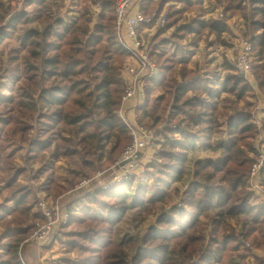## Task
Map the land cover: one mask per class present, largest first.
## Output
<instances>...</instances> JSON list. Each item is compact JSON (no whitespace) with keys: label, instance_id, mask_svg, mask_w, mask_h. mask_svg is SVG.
I'll return each mask as SVG.
<instances>
[{"label":"trees","instance_id":"16d2710c","mask_svg":"<svg viewBox=\"0 0 264 264\" xmlns=\"http://www.w3.org/2000/svg\"><path fill=\"white\" fill-rule=\"evenodd\" d=\"M17 2L0 0V79L11 85L0 89V264H23L20 244L46 220L40 201L58 199L68 220L50 242L64 248L54 264H264V200L249 180L264 101V0H212L209 16L202 0L139 2L154 17L143 31L155 27L148 48L159 73L145 80L138 118L155 137L156 160L139 180L106 187L95 176L108 177L131 142L115 114L128 55L117 40L115 0ZM210 36L223 56L237 55L239 38L251 43L255 88L227 56L220 73L192 63L185 47ZM198 149L204 155L187 180L188 154ZM59 160L70 166L62 180ZM258 181L264 187V165ZM134 208L141 223L155 220L117 241ZM21 252L28 264L24 244Z\"/></svg>","mask_w":264,"mask_h":264},{"label":"built area","instance_id":"2783aa9c","mask_svg":"<svg viewBox=\"0 0 264 264\" xmlns=\"http://www.w3.org/2000/svg\"><path fill=\"white\" fill-rule=\"evenodd\" d=\"M24 0H18L20 6ZM141 0H115V29L119 44L128 52L126 60L120 69L119 78L123 86L122 98L119 107L115 111L116 116L125 124L130 132L131 142L124 149L117 162L110 168V176L107 180L102 179V174L95 176L101 185L120 183L135 174L141 166L144 153L148 150L153 133L150 132L138 118L140 106L145 98V80L156 77L159 73V66L150 54V50L145 46L143 35L140 30H144L146 24L153 21V14L145 15L139 9ZM158 23L165 24V17L160 16ZM154 27V26H153ZM152 27V28H153ZM151 28V29H152ZM147 32V30L145 31ZM145 39V38H144ZM238 53L227 56L230 64L235 67L237 74L249 82L253 87V60L251 56L252 45L247 39L239 38L237 43ZM192 81V79H190ZM255 88V87H254ZM264 101H260L254 115V125L258 131V136L254 147L258 151L256 161L251 167L249 180L253 190H262L259 185L258 176L264 165V130L261 118L264 116ZM106 178V177H105ZM85 182L84 184H87ZM76 188V187H75ZM264 189V187H263ZM52 202V201H51ZM39 208L45 215L46 220L37 223L33 233L27 240L32 249L42 250L50 245L53 240L54 230L68 220L67 213L56 200L52 203L41 200ZM24 242L20 244L19 256L21 262L25 263L21 249ZM245 246L251 249L245 242Z\"/></svg>","mask_w":264,"mask_h":264},{"label":"rangeland","instance_id":"374dc122","mask_svg":"<svg viewBox=\"0 0 264 264\" xmlns=\"http://www.w3.org/2000/svg\"><path fill=\"white\" fill-rule=\"evenodd\" d=\"M56 3H57V0H56ZM202 6L204 8L205 14L208 15V16L211 15V13H213V14L216 13V11H217V7L212 3V0H202ZM62 13H64V11ZM235 22L236 21L233 19L231 21V24L232 25H235ZM170 31L171 30L167 31L166 35ZM143 34H147V37L145 39L144 38H141V40H143L145 46L148 47V45H149V43L151 41V38L155 34V27H153L152 29H150L147 32H145V31L142 30V33H141V30H140V35L142 36ZM211 37L212 36H210L207 39H202V40H200L195 45L192 44V45H188V46L185 47V50L189 51V53L191 55L192 63L195 64V65L198 64L200 66L201 73H203V74L206 73V70H208V69L212 70L215 67L216 60H214L213 57L210 56L211 55V50L213 48V45L212 44L211 45L208 44V42L212 40ZM3 52L5 53V57L8 58V56H7V50L4 49ZM125 60H126V57H125L122 65L124 64ZM126 62H127V60H126ZM122 65H121V67H122ZM121 67H120V69H121ZM211 67H213V68L211 69ZM20 72L21 71H19V73ZM3 76H6V75H3ZM4 81L7 83V86L8 87L11 86L10 83H8L10 81V78L9 77H5L4 80H1L0 79V89H3V90L6 89L3 86V82ZM2 93H6V92L0 90V94H2ZM154 138L155 137L153 135L152 140H151L150 145H149V148L144 153V157H143V159L141 161L140 169L135 174H133V175H135V177H137L138 180L140 179V176H143V172H146V169H145L146 166L149 165L150 163L155 162V160H156L155 157H154V154L157 151V148L155 147V144H153ZM171 150H173V149H171ZM21 154H23V152ZM202 155H204V153H202V151L200 149L196 150L194 153H189L188 154L187 167H186L187 171H186V177H185V179L189 180V176H190L189 175V169H190L191 163L194 161V159H196V158H198V157H200ZM14 161L15 162H18V163H22L23 162L21 157H19L18 159H14ZM54 167H55V177L58 178V179H61V180L63 178L62 176H65L67 170H69V168H70L68 162L67 161H63V160L57 161L54 164ZM153 168L157 170L156 167H153ZM113 169L114 168H112L111 170H109V172H107L106 174H110V172H112ZM24 176H25V174L22 175L21 179H23ZM108 177H106V178H103L102 177V179L107 180ZM45 178H46V176H43V177H41L40 180H37V181H34V182H29V184L31 186H33V187H36L43 180H45ZM1 183L2 182H0V187H2V184ZM20 183L21 184H26L22 180L20 181ZM254 191L264 200V189H263V187H262V190L256 189ZM254 191H253V196L258 199V197L255 195ZM57 201L59 202V199ZM49 202L52 203L51 201H49ZM154 220H155V217L154 216H151V218L147 222L141 223L139 221V212H138V209L134 208L132 210H129L127 212L125 218L117 226V230H116V233H115V239L117 241H123L129 235H133V234H136V233L144 230L145 229V226L148 225V224H150V223H152V221H154ZM55 244H56V247H54V250L56 252H59L61 250H64V248L60 244V241L59 240H56L55 241ZM54 250H53V252L55 253ZM42 253H43V251L42 252H31V253L27 254L26 256H27L28 264H40L39 262H40V259L42 257ZM50 253L51 252H49V254ZM72 255L74 256V254H72ZM52 259L54 260V258H50L48 260H52Z\"/></svg>","mask_w":264,"mask_h":264},{"label":"crops","instance_id":"0c3cea01","mask_svg":"<svg viewBox=\"0 0 264 264\" xmlns=\"http://www.w3.org/2000/svg\"><path fill=\"white\" fill-rule=\"evenodd\" d=\"M58 1V0H57ZM65 2H67V1H65ZM69 4H70V2H69ZM71 8V10H72V7H70ZM213 38H214V36H212L211 37V39L213 40ZM232 52H227V53H225V55L223 56L222 55V50H221V47H219L218 46V44H214L213 45V48H212V50H211V57H213V59L214 60H216V62H215V69L213 68V67H211V69L213 68L214 70H216L217 69V72L218 73H220L221 72V66H219L220 65V63H221V61H223L224 60V57H226V56H229L230 54H231ZM208 70H210V69H208ZM211 71H213V70H211ZM20 156H19V154H16L15 155V159H18ZM21 177H22V175L19 177V180L21 181H24V178L23 179H21ZM33 182V181H32ZM69 192H71V193H73L71 190L69 191ZM40 194H45V195H49L48 193H46V192H41ZM50 198H52L51 196H49ZM0 201H1V197H0ZM60 203V202H59ZM30 237V236H29ZM29 237L27 238V239H25L23 242H24V253H25V257H26V259H27V254H29V253H31V252H42L43 251V253H42V257H41V259H40V264H54L53 262H52V260H48V259H50V258H54V260H56V259H58V254H56V251L54 250V247H56V244L55 243H53V244H51L50 246H48V247H46V248H43L42 250H34V249H32V247H31V245H30V243L27 241L28 239H29ZM6 240H7V237H5V238H2V239H0V251H1V249H2V245L6 242ZM53 245V246H52ZM52 246V247H51ZM53 250L55 251V253L53 252ZM49 252H51L50 254H49ZM28 262V261H27Z\"/></svg>","mask_w":264,"mask_h":264}]
</instances>
